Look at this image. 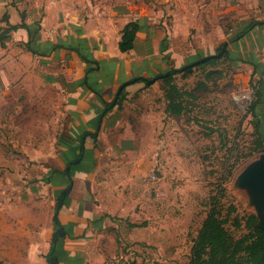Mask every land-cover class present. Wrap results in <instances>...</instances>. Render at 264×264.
Here are the masks:
<instances>
[{"label": "rangeland", "instance_id": "374dc122", "mask_svg": "<svg viewBox=\"0 0 264 264\" xmlns=\"http://www.w3.org/2000/svg\"><path fill=\"white\" fill-rule=\"evenodd\" d=\"M15 1L21 8L33 5L37 14L44 10L43 0ZM142 2L156 13L160 10L159 17L162 15L161 21L165 22L161 30L167 32L166 26L172 19L168 3L135 0L132 8ZM135 11L139 14L140 9ZM53 21L55 25L57 17ZM235 24L232 19L225 21L224 27L233 28ZM195 31L191 27L185 33H176L172 43L179 54L173 59L169 55L168 64L149 79L168 67L197 59L196 51L189 45ZM116 37L115 25L109 20L110 45L115 44ZM228 39L225 36L222 42ZM144 40L139 38L136 49L125 58L146 51L142 49ZM222 42L202 53H215ZM24 49L17 38H9L0 46L2 264H24V248L29 241L36 249L41 246L42 236L52 235L49 228L54 226L52 216L58 198L52 192L46 171L61 165L56 161L58 142L70 120L62 86L72 72L61 63L30 56ZM247 66L226 58L215 66L197 68L189 76L176 75L177 86L195 96L189 111L180 116L165 111V86L161 79L149 85L141 82L126 86V98L113 107L110 117L115 121L107 124L103 136H107L103 144L107 147V165L102 172L107 177L100 173L96 178L97 185L103 186L107 181L117 192H124L129 205L134 204L130 210L141 216L138 221L142 225L136 232L142 236L127 238L119 251L133 248L141 264L186 263L211 207V196L216 197L222 215L228 219V231L236 238L247 232L244 218L255 215V209L248 205V197L243 200L239 196L234 184L245 166L264 152L263 148L254 150L256 134L248 113L253 90ZM235 219L240 220V227H235ZM161 232L175 236H157Z\"/></svg>", "mask_w": 264, "mask_h": 264}, {"label": "crops", "instance_id": "0c3cea01", "mask_svg": "<svg viewBox=\"0 0 264 264\" xmlns=\"http://www.w3.org/2000/svg\"><path fill=\"white\" fill-rule=\"evenodd\" d=\"M116 1L118 3H113V0H43L44 10L37 14L33 5L26 9L16 6L18 2L15 0H0V16L8 14L10 23H19L20 12L23 11L27 24L32 25L39 21L41 26L33 47L39 54L24 49L27 40L25 30L12 31L11 40L17 38L30 56L37 55L51 63H61L66 71L72 72L69 75L71 78H66L67 82L62 86V90H66L64 107L70 114L65 143L76 146L83 130L93 131L97 126L99 130L96 147L91 137H86L84 141L85 159L96 161L95 169L75 170L72 172L73 182L69 183L67 176L49 173L50 168H47L49 184L58 198L52 216L54 226L49 228L52 235L42 236L41 246L36 249L35 245H31L32 241H29L24 248L23 255L27 257L24 264H49L46 255L52 250L57 264H111V259L120 252V245L127 238L142 236L136 232L138 226H129L139 224L138 219L141 216L130 210L134 204L129 205L124 192H117L114 187L107 185V181L103 186L99 183L97 185L96 178L100 173L107 177V173L102 172L104 165H107V147H103L107 136H103L106 135L107 124L115 121V118L110 117L111 111L101 120L98 113L105 103L113 100L121 84H132L137 77L150 80L148 76L168 64L167 59L159 54L166 35L165 44L173 59L179 54L172 43L176 33H185L191 27L196 28L195 38L189 45L194 48L196 55L205 56L202 50L215 48L225 36L230 39L253 20L264 21V0H163L168 3V14L172 16L165 32L162 31L165 27L161 25H165V22L161 21L162 15L159 17L160 10L156 13L144 2L132 8L135 0ZM138 8L139 14L136 11L133 13ZM55 17L58 22L54 25ZM232 19L238 28L233 25V28L225 29V21ZM109 20H112L117 32L115 44L112 45L107 38ZM132 20H139L142 29L137 33L134 49L120 52L118 42L121 30ZM139 38L145 39L142 49L147 50L138 53L136 57L125 58L126 54L136 49ZM229 39L227 48L232 56L238 55L242 59L251 56L258 58L264 69V23L253 27L237 42L230 43ZM57 44L84 47L91 58L99 61V65L85 74L86 66L76 53L64 48H54ZM186 44L184 41L185 46ZM239 63L248 65L250 76L252 67L243 61ZM68 66L71 67L68 69ZM72 66L77 67L74 69ZM85 76L86 85L83 83ZM128 76L132 78L127 79ZM87 85L97 91L103 100L88 89ZM69 158L68 150L60 148L56 161L61 165H56L55 169L62 170ZM70 184L68 192L64 194ZM61 194L63 198L59 201ZM59 227L64 233H59ZM159 235L175 236L169 232H161L157 234ZM52 242L55 245L51 249ZM138 262L141 263L139 260Z\"/></svg>", "mask_w": 264, "mask_h": 264}, {"label": "trees", "instance_id": "16d2710c", "mask_svg": "<svg viewBox=\"0 0 264 264\" xmlns=\"http://www.w3.org/2000/svg\"><path fill=\"white\" fill-rule=\"evenodd\" d=\"M25 12H20V22L12 24L9 22V15L4 13L2 21H0V46L3 47L5 42L11 37V32L18 29L25 30L27 32V40L24 43L26 50L33 54H39L33 47L39 36L40 24L39 21H35L32 25L25 22ZM2 23V24H1ZM264 21L253 20L246 27L234 34L230 39V43L237 42L242 37H244L253 27L259 24H263ZM142 26L139 20H132L124 25L121 30L120 40L118 42V49L120 52H128L135 47V39L137 33L141 31ZM167 35L163 39L160 52L165 54V59L169 58V51L167 52L168 46L165 44ZM222 45V44H221ZM218 50L213 53L216 54ZM54 48H64L76 53L78 58L83 61L86 66L85 74L90 73L95 70L99 65V61L91 58L86 53V48L78 46H64L55 45ZM204 56L197 55V59ZM248 57L247 59H242L238 55L232 56L228 48L219 58L209 59L204 63H199L197 65H191L192 62L186 63L179 67H168L162 73L153 77L155 81L158 79L162 80L165 86V99L166 107L165 111L173 116H180L189 111L192 100L195 96L192 91L181 90L175 81V76L180 74L183 76H189L197 68L204 69L207 66H215L218 62L223 59L229 58L235 64L239 61L248 63L252 67V72L250 74L249 86L253 90V100L251 101L248 109V113L252 117V124L254 127V133L256 138L254 140V150L259 151L263 148L264 150V78L263 66H260L258 58ZM195 60V61H196ZM207 77H210V72L207 73ZM142 82L149 85L148 79L143 77L135 78L133 83ZM83 83L87 84V76L83 79ZM131 84V82L129 83ZM87 88L94 92L101 100V95L95 91L93 88L87 85ZM117 92V91H116ZM126 86L121 90L119 95L111 102L105 103L104 108L98 113L99 117H104L110 111H112L114 106H119L122 104L126 98ZM116 96V95H115ZM114 102V105L111 104ZM259 108V109H258ZM98 126L93 130H83L80 137V142L78 145L74 146L71 144H66L67 141L66 134L61 135L58 145L60 148L67 149L70 158L65 164L62 170H57L55 168H50L49 173H61L67 176L69 183L73 182L72 172L78 169H94L96 167V161L85 159V149L84 141L86 137H91L94 140L95 147L97 146L98 137ZM79 158L78 161H75ZM63 198V194L60 195V199ZM210 209L202 221L197 235L193 240L190 248L189 259L184 264H264V230L257 226L256 216L250 214L244 218V225L247 232L240 237L236 238L232 235L226 228V223L228 219L222 215L221 209L218 207V201L215 196L210 197ZM56 220V218H55ZM58 223V222H57ZM235 227H240L242 224L240 220H234ZM59 224V223H58ZM60 225V224H59ZM142 224H129L130 227L141 226ZM59 233H64L60 230ZM49 264H57L56 256L53 254V250L50 256L46 255ZM0 264H2L0 262Z\"/></svg>", "mask_w": 264, "mask_h": 264}, {"label": "water", "instance_id": "95a60500", "mask_svg": "<svg viewBox=\"0 0 264 264\" xmlns=\"http://www.w3.org/2000/svg\"><path fill=\"white\" fill-rule=\"evenodd\" d=\"M228 41L222 43L221 48L216 54H208L194 62L191 65L204 63L209 59L219 58L226 51ZM149 83L154 82V79L148 80ZM129 82L121 84L116 92L115 98L119 95L121 90L127 86ZM114 105V102L111 104ZM102 116L100 117L101 120ZM77 158L75 161H78ZM236 187L246 189L248 192V205L255 209V216L257 219V226L264 230V152L261 153L256 159L251 161L245 168L238 174L237 180L234 184ZM71 184L64 190V194L68 192ZM59 227L58 230H60ZM55 242L51 243V249L54 247ZM50 256V253L48 254Z\"/></svg>", "mask_w": 264, "mask_h": 264}, {"label": "built area", "instance_id": "2783aa9c", "mask_svg": "<svg viewBox=\"0 0 264 264\" xmlns=\"http://www.w3.org/2000/svg\"><path fill=\"white\" fill-rule=\"evenodd\" d=\"M111 264H141L138 262L133 248L120 251L111 259Z\"/></svg>", "mask_w": 264, "mask_h": 264}, {"label": "bare ground", "instance_id": "6f19581e", "mask_svg": "<svg viewBox=\"0 0 264 264\" xmlns=\"http://www.w3.org/2000/svg\"><path fill=\"white\" fill-rule=\"evenodd\" d=\"M235 186V185H234ZM235 188H237L239 191V196L244 200V199H247V197H248V192H247V190L246 189H243V188H239V187H236L235 186ZM250 207H252V206H250Z\"/></svg>", "mask_w": 264, "mask_h": 264}]
</instances>
